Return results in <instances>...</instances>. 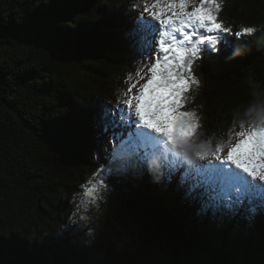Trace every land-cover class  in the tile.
I'll return each mask as SVG.
<instances>
[{"label":"trees","instance_id":"1","mask_svg":"<svg viewBox=\"0 0 264 264\" xmlns=\"http://www.w3.org/2000/svg\"><path fill=\"white\" fill-rule=\"evenodd\" d=\"M144 6L0 0V264H264V212L214 224L176 190L182 177L194 182L186 162L165 150L139 158L146 143L131 134L114 142L96 126L145 62L125 37L149 16ZM218 20L231 33L193 62L200 84L188 98L201 115L191 144L208 159L241 122L260 121L247 110L264 103V0H222ZM245 27L256 31L234 35ZM123 145L135 152L130 170L152 163L148 172L113 174L109 188L91 191Z\"/></svg>","mask_w":264,"mask_h":264},{"label":"snow or ice","instance_id":"2","mask_svg":"<svg viewBox=\"0 0 264 264\" xmlns=\"http://www.w3.org/2000/svg\"><path fill=\"white\" fill-rule=\"evenodd\" d=\"M143 3L149 16L142 12L134 18L125 37L130 49L146 58L151 76L139 89L135 84L129 85L125 94H132L122 104L118 100L114 107L102 105L96 126L104 133L111 129L114 142L120 143L125 135L131 134L138 142L167 145L170 153L184 158L181 164L187 159L185 176L191 175L194 182L182 177L176 190L182 201L199 206L197 214L211 213L215 218L236 216L241 209L245 213L264 212V120L248 129L241 122V130L235 133L240 138L237 143H231L230 132L227 152L224 153L223 143H218L208 159L204 145L188 142L199 127V118L195 112L181 111L184 94L192 83H199L192 76L193 62L203 51H219L217 45L227 43L222 34L231 33V28L218 20L222 0H143ZM189 4L193 5L190 12L186 10ZM169 12L171 15H167ZM255 31L253 27H245L234 35L240 37ZM170 125L177 128L176 136L168 131ZM126 148L112 153L104 176L93 183L106 188L108 176H120L133 167L130 157L135 152ZM153 167L154 170L159 167L155 161ZM173 175L168 174L169 183Z\"/></svg>","mask_w":264,"mask_h":264},{"label":"rangeland","instance_id":"3","mask_svg":"<svg viewBox=\"0 0 264 264\" xmlns=\"http://www.w3.org/2000/svg\"><path fill=\"white\" fill-rule=\"evenodd\" d=\"M192 6L193 5H189L188 6V8L186 9L187 11H191L192 10ZM167 15H171V13L169 12ZM158 23V22H157ZM165 39H168L167 37L165 38ZM148 67H150L149 65H146V63L145 62H143L141 65H140V68L142 69H140L141 71H140V74H138L139 73V71L137 72V73H134L133 75H132V73H129L128 74V80L129 79H131V77H132V79L131 80H129L128 81V83H127V85L129 86L130 84H135L136 85V89H139L140 88V86L142 85V84H144V83H146L147 82V80L150 78V76H151V73L148 71ZM144 69V70H143ZM191 72H192V69H191ZM192 75L194 76V78H195V80H197V81H199L198 80V77L195 75V74H193L192 73ZM137 81H138V83H137ZM194 83H192L191 85H190V87H189V89H188V91L184 94V96H185V103H184V107L181 109V111H192V112H195L196 113V116L199 118L198 119V124H199V126H200V122H199V120H200V118H201V115H200V111L199 110H197V109H193V107L192 108H190V104H188V98H189V96H188V94L190 93V90H191V86L193 85ZM134 91H135V89H134ZM122 92L121 91H118V94H121ZM195 93H197V92H195ZM130 94H132V93H130ZM191 97H193V95L191 94L190 95V98ZM260 123H255V121H252L250 124H248V125H246L245 126V129H248V128H250V127H252L253 125H259ZM198 128L199 127H197L196 129H195V131H194V133H192V135L191 136H193L192 138H191V136L189 137V139H190V141L192 142V143H194V140H195V136L197 135V131H198ZM168 131H170V132H172L173 133V135L174 136H176L177 134H178V130H177V128L174 126V125H170L169 127H168ZM233 141H232V144L234 145L235 143H237V141L240 139L239 137H236V135H234L233 136ZM189 141V140H188ZM144 145H147V148L149 149V152L150 153H152V155H159L160 153H161V151L162 150H165V151H169L168 150V146L167 145H164V144H160V147H159V145H157V147H155V145H154V147H152L150 144V146L148 145V144H144ZM146 149H144V151H145ZM144 151H141V153H140V155H142V153H145ZM227 151H225L224 153H226ZM223 154V153H222ZM173 155L176 157V158H178L177 156H176V153L175 152H173ZM178 156H179V154H178ZM181 161V160H180ZM129 172L131 173V170L129 169ZM98 185V184H97ZM90 190L91 191H96V190H98V188H99V185H98V187H95L94 186V184H93V182L91 181L90 182ZM136 186V185H135ZM88 190H89V188H88ZM83 200H85V199H83ZM209 216H212V214H209ZM213 217V216H212ZM215 223H221L222 224V217L221 216H219V215H217L215 218ZM214 223V224H215Z\"/></svg>","mask_w":264,"mask_h":264},{"label":"clouds","instance_id":"4","mask_svg":"<svg viewBox=\"0 0 264 264\" xmlns=\"http://www.w3.org/2000/svg\"><path fill=\"white\" fill-rule=\"evenodd\" d=\"M247 114L250 117H254L256 120H264V103H261L259 106H250L247 110Z\"/></svg>","mask_w":264,"mask_h":264},{"label":"bare ground","instance_id":"5","mask_svg":"<svg viewBox=\"0 0 264 264\" xmlns=\"http://www.w3.org/2000/svg\"><path fill=\"white\" fill-rule=\"evenodd\" d=\"M5 67V66H4ZM139 68V67H138ZM9 69V68H8ZM139 69H141V68H139ZM142 70V69H141ZM140 70V71H141ZM144 70V69H143ZM139 71V70H138ZM42 119V118H41ZM40 122V121H39ZM115 147V146H114ZM120 147V146H119ZM123 147H125L124 145H123ZM116 149V148H115ZM121 149V148H120ZM128 150V149H127ZM117 151V150H116ZM1 156V155H0ZM149 156V155H148ZM140 158V157H139ZM203 162V161H202ZM188 164V163H187ZM177 165V164H176ZM185 166V165H184ZM187 169V168H186ZM171 170V169H170ZM180 171H182V170H180ZM186 172V171H185ZM182 173V172H181ZM58 174V173H57ZM34 176V175H33ZM140 178H141V174H140ZM60 187V186H59ZM106 187H108V186H106ZM109 188V187H108ZM152 195V194H151ZM85 232V231H84ZM15 253V252H14ZM8 255V254H7ZM153 256V255H152Z\"/></svg>","mask_w":264,"mask_h":264},{"label":"water","instance_id":"6","mask_svg":"<svg viewBox=\"0 0 264 264\" xmlns=\"http://www.w3.org/2000/svg\"><path fill=\"white\" fill-rule=\"evenodd\" d=\"M135 262V256L130 257L128 264H134Z\"/></svg>","mask_w":264,"mask_h":264}]
</instances>
